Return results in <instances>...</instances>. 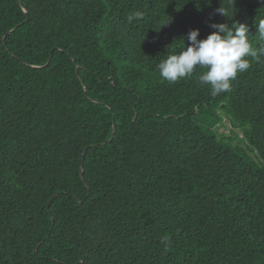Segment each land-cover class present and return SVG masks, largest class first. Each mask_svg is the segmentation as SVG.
I'll return each mask as SVG.
<instances>
[{
    "label": "trees",
    "instance_id": "obj_1",
    "mask_svg": "<svg viewBox=\"0 0 264 264\" xmlns=\"http://www.w3.org/2000/svg\"><path fill=\"white\" fill-rule=\"evenodd\" d=\"M262 17L264 0H0V264H264V57L217 95L206 68H157L212 23L260 48Z\"/></svg>",
    "mask_w": 264,
    "mask_h": 264
},
{
    "label": "clouds",
    "instance_id": "obj_2",
    "mask_svg": "<svg viewBox=\"0 0 264 264\" xmlns=\"http://www.w3.org/2000/svg\"><path fill=\"white\" fill-rule=\"evenodd\" d=\"M216 12L231 19L236 12L230 14L225 8L219 7ZM142 14L137 11L129 14V23L141 19ZM256 32L264 40V17L255 20ZM213 29L205 38H200V29L189 30L182 39L186 47L179 53L168 54L162 59L157 68L160 77L175 83L189 77L197 67L207 70L199 76L201 84L211 86V94L217 95L226 92L231 87V81L238 73H243L250 68L247 57L259 59L264 57V46L253 48L249 42V26L238 20L229 23H212ZM169 46L167 48V51Z\"/></svg>",
    "mask_w": 264,
    "mask_h": 264
},
{
    "label": "rangeland",
    "instance_id": "obj_3",
    "mask_svg": "<svg viewBox=\"0 0 264 264\" xmlns=\"http://www.w3.org/2000/svg\"><path fill=\"white\" fill-rule=\"evenodd\" d=\"M230 128H231L230 122L227 119H225V124L222 125L219 130L221 133L231 134ZM237 132H239L240 136L243 135L239 130Z\"/></svg>",
    "mask_w": 264,
    "mask_h": 264
},
{
    "label": "water",
    "instance_id": "obj_4",
    "mask_svg": "<svg viewBox=\"0 0 264 264\" xmlns=\"http://www.w3.org/2000/svg\"><path fill=\"white\" fill-rule=\"evenodd\" d=\"M82 172V171H81Z\"/></svg>",
    "mask_w": 264,
    "mask_h": 264
}]
</instances>
